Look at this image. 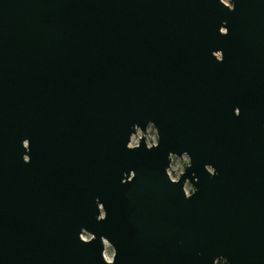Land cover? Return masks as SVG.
<instances>
[{
	"label": "water",
	"instance_id": "obj_1",
	"mask_svg": "<svg viewBox=\"0 0 264 264\" xmlns=\"http://www.w3.org/2000/svg\"><path fill=\"white\" fill-rule=\"evenodd\" d=\"M218 259L264 264V0H0V264Z\"/></svg>",
	"mask_w": 264,
	"mask_h": 264
},
{
	"label": "rangeland",
	"instance_id": "obj_2",
	"mask_svg": "<svg viewBox=\"0 0 264 264\" xmlns=\"http://www.w3.org/2000/svg\"><path fill=\"white\" fill-rule=\"evenodd\" d=\"M140 135H141V132L137 130L136 134H134L131 137L130 142H134V141L137 142ZM145 136H147L149 141H153L157 139L155 129L151 124L148 125L146 132H145ZM171 162L172 164L169 167V172L171 174L172 179H175L179 176V174L183 171L184 166L188 163V157L185 154L181 157L173 156ZM184 188L187 193H190L192 189L191 185L188 182L185 183ZM82 236L83 238L88 239L90 237V234L83 233ZM112 255H113V248L108 243H105V250H104L105 258L107 260H110L112 258Z\"/></svg>",
	"mask_w": 264,
	"mask_h": 264
},
{
	"label": "trees",
	"instance_id": "obj_3",
	"mask_svg": "<svg viewBox=\"0 0 264 264\" xmlns=\"http://www.w3.org/2000/svg\"><path fill=\"white\" fill-rule=\"evenodd\" d=\"M216 264H228L225 260L218 259Z\"/></svg>",
	"mask_w": 264,
	"mask_h": 264
},
{
	"label": "flooded vegetation",
	"instance_id": "obj_4",
	"mask_svg": "<svg viewBox=\"0 0 264 264\" xmlns=\"http://www.w3.org/2000/svg\"><path fill=\"white\" fill-rule=\"evenodd\" d=\"M173 157V156H172ZM171 160H172V158H171ZM170 165H171V162H170ZM170 167V166H169ZM168 171H169V169H168Z\"/></svg>",
	"mask_w": 264,
	"mask_h": 264
},
{
	"label": "bare ground",
	"instance_id": "obj_5",
	"mask_svg": "<svg viewBox=\"0 0 264 264\" xmlns=\"http://www.w3.org/2000/svg\"><path fill=\"white\" fill-rule=\"evenodd\" d=\"M83 235V234H82ZM83 237V236H82Z\"/></svg>",
	"mask_w": 264,
	"mask_h": 264
},
{
	"label": "clouds",
	"instance_id": "obj_6",
	"mask_svg": "<svg viewBox=\"0 0 264 264\" xmlns=\"http://www.w3.org/2000/svg\"><path fill=\"white\" fill-rule=\"evenodd\" d=\"M135 142V141H134Z\"/></svg>",
	"mask_w": 264,
	"mask_h": 264
}]
</instances>
